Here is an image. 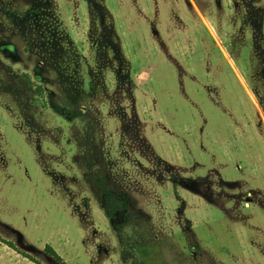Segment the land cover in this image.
<instances>
[{
	"label": "rangeland",
	"instance_id": "374dc122",
	"mask_svg": "<svg viewBox=\"0 0 264 264\" xmlns=\"http://www.w3.org/2000/svg\"><path fill=\"white\" fill-rule=\"evenodd\" d=\"M47 245L264 264V0H0V264Z\"/></svg>",
	"mask_w": 264,
	"mask_h": 264
},
{
	"label": "trees",
	"instance_id": "16d2710c",
	"mask_svg": "<svg viewBox=\"0 0 264 264\" xmlns=\"http://www.w3.org/2000/svg\"><path fill=\"white\" fill-rule=\"evenodd\" d=\"M228 51H229V53L231 54V56L234 58V53H233V51H231L229 48H228ZM234 61H235V60H234ZM253 91H254V93L257 95L258 99H260L259 95L257 94V92L255 91L254 88H253ZM260 101H261V100H260ZM7 244H8L10 247L15 248V245H14L12 242L8 241ZM45 250H46L47 253L53 255V256L55 257V259H57V260L60 261V262H63L64 264H66V263L63 261L62 257L58 254V252H57L52 246L47 245L46 248H45ZM25 256H26L27 258H29L30 260H32V261H34V262H37L36 259H34L32 256H30V255H25ZM37 263H38V262H37Z\"/></svg>",
	"mask_w": 264,
	"mask_h": 264
}]
</instances>
